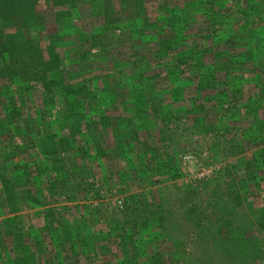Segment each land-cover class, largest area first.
Listing matches in <instances>:
<instances>
[{
  "label": "rangeland",
  "instance_id": "obj_1",
  "mask_svg": "<svg viewBox=\"0 0 264 264\" xmlns=\"http://www.w3.org/2000/svg\"><path fill=\"white\" fill-rule=\"evenodd\" d=\"M236 1L253 8L212 31L192 11L178 33L161 28L174 0L133 15L135 0H110L128 13L107 25L83 3L57 23L59 75L0 77V107L18 114L0 111V264H241L257 250L264 264V0ZM180 33L177 66L183 51L158 49ZM230 34L253 36L229 50L250 58L216 59Z\"/></svg>",
  "mask_w": 264,
  "mask_h": 264
},
{
  "label": "trees",
  "instance_id": "obj_2",
  "mask_svg": "<svg viewBox=\"0 0 264 264\" xmlns=\"http://www.w3.org/2000/svg\"><path fill=\"white\" fill-rule=\"evenodd\" d=\"M112 1V0H111ZM119 1V5L122 7V4L126 3V0H116ZM175 3H167L162 2L161 14L165 17V22H162V30H165L166 26L171 32H180L181 29L186 31L185 26H189V29H194L196 27V17H194L190 12H194L196 15L197 13L201 14L202 16H205V19L209 21L210 29L212 31V27L216 24H221L222 22L227 23L229 21H226L228 17H226L225 12L229 11L228 15L231 14V7L233 9L240 13L241 16L247 14V10L249 8H253V5L249 4V7L245 10L244 8L239 7V4L236 0H206V2L209 3V5L204 6L202 9L198 7L199 2H202L203 0H183L180 2V0H174ZM213 1L219 2L218 4L211 3ZM226 2H229V4H232V6H226ZM86 3L87 8L89 9L90 13L94 10H97L102 14L101 16L104 17V20L107 23L114 22L113 17L115 15H120L121 12L122 15L126 11L128 13L127 7L121 10H115L114 6L110 0H0V77L3 78H12L17 75H21L23 78L27 79H36V80H42V82L47 80L48 74L51 75H59L61 70L58 68L59 66V56L58 54H53V45L56 37L59 35V31L57 30V23H60L61 20H63L66 17H75L79 10H81L80 7H82V4ZM136 7L134 9H130L129 12L133 14L140 13L141 9V0H135ZM169 4V5H168ZM118 5V6H119ZM117 6V7H118ZM119 6V7H120ZM120 7V8H121ZM237 7V8H236ZM217 8V10H216ZM223 8V9H222ZM52 12L48 15V17L45 19V11ZM197 10H201L202 13L198 12ZM224 10V11H222ZM189 15V17H187ZM52 16V17H51ZM160 16V15H159ZM159 16L157 20L154 21L155 24L159 23ZM169 16V18H168ZM226 17L227 19L223 18ZM233 18H236L233 16ZM48 24L54 25L53 31H47L48 29L45 27ZM223 24V23H222ZM49 26V25H48ZM105 28V27H104ZM213 30H215L213 28ZM46 32V38L39 40H34L33 37L38 36L40 32ZM185 33V32H184ZM183 33V34H184ZM174 34L168 36V38H163L161 40L162 45L158 49V52H161L162 54H166L171 52V50H175V47L177 46L180 51H183L181 55L177 57V66H180L183 63H186L187 56L189 57V53H185L186 48H189L190 45L187 43L183 44V35L180 34ZM194 34H192L193 36ZM204 37L210 38L212 37L209 33H206V35H202ZM252 35L245 36V39L242 38L240 34L238 35H228L226 39H224L223 43L221 42L222 39H219L217 41V53L216 55H219L218 52L223 54V57H215L218 60L222 59V62H225L227 65L229 63H232L231 61L238 55L244 54L245 57L250 58L251 55V49H246L244 53L240 54H231L229 51L231 48H238L241 45L247 46V44H252L253 39ZM175 39V40H174ZM234 40V41H232ZM244 40V41H243ZM187 42V40H186ZM175 44V45H172ZM45 44V48L48 50V56L49 60L47 59L46 62H43L42 60V48L41 45ZM218 46H222L223 48H220ZM176 47V48H177ZM226 48V49H224ZM51 53V54H50ZM219 62V61H218ZM220 63V62H219ZM223 63V64H225ZM221 64V63H220ZM48 72V74L46 73ZM51 79H49L48 83H51ZM181 83L180 80L176 79L172 84L179 85ZM201 86V85H200ZM203 86V85H202ZM144 94H138V96H141ZM66 96V94L64 95ZM142 100H139L138 102H141ZM9 110L6 114L10 115L11 118H17V112L13 109L8 107L7 105H4V103L1 104L0 111L3 110ZM1 130V129H0ZM1 134V133H0ZM3 142V141H2ZM49 145V152H54L56 149V141L53 138V135H50L48 137V143ZM43 145V144H42ZM44 146V145H43ZM47 151V149H46ZM49 152H47L49 154ZM7 186V184L5 185ZM54 185H52L53 187ZM51 187V186H50ZM51 187V188H52ZM10 190L9 185L6 187ZM264 209V207H263ZM258 218L260 220V229L261 232L264 233V212H260L258 215ZM243 231L245 232V227L242 225ZM249 229V228H248ZM14 238L16 236H21L20 232H15V234H12ZM65 236L66 237H69ZM264 240V238H263ZM261 250H257V254L252 256L251 258L244 257L242 260L243 263L241 264H249L250 262L252 264H257L259 258L258 254H260ZM29 257H24V260L27 261ZM154 260H151V264H153ZM26 263V262H25ZM250 263V264H251ZM4 264V263H3ZM13 264H21L20 260L13 262ZM258 264H262L259 262Z\"/></svg>",
  "mask_w": 264,
  "mask_h": 264
}]
</instances>
